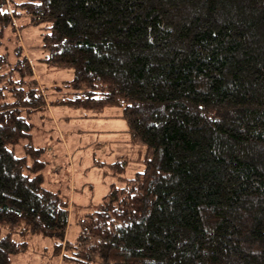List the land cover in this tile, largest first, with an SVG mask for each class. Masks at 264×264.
<instances>
[{"label": "trees", "instance_id": "trees-1", "mask_svg": "<svg viewBox=\"0 0 264 264\" xmlns=\"http://www.w3.org/2000/svg\"><path fill=\"white\" fill-rule=\"evenodd\" d=\"M14 19L73 71L69 103L122 109L145 153L92 203L47 188L25 115L46 99L0 55V264L32 238L53 264H264V0H0V38Z\"/></svg>", "mask_w": 264, "mask_h": 264}, {"label": "rangeland", "instance_id": "rangeland-1", "mask_svg": "<svg viewBox=\"0 0 264 264\" xmlns=\"http://www.w3.org/2000/svg\"><path fill=\"white\" fill-rule=\"evenodd\" d=\"M13 23L0 38V55L8 60L1 74L28 61L33 69L32 79L46 99L44 110L25 112L34 125L32 143L43 150L45 186L70 199L75 193L78 203L86 204L97 200L117 178L111 175L115 172L111 165L119 156L127 157L129 174L142 172L140 161L145 149L130 144L126 122L121 118L122 109L98 112L70 104L79 94L69 87L73 71L44 61L48 55L41 50L43 33L39 29L26 27L25 20L14 19ZM12 77L18 79L17 74ZM7 95V101H12L11 94ZM27 143L22 142L16 148L19 157L25 155ZM72 217H75L74 211ZM52 247L50 240L32 238L29 250L15 259V264H53ZM58 264H62L61 258Z\"/></svg>", "mask_w": 264, "mask_h": 264}]
</instances>
